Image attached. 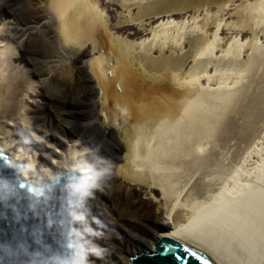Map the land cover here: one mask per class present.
Returning a JSON list of instances; mask_svg holds the SVG:
<instances>
[{
	"label": "bare ground",
	"instance_id": "1",
	"mask_svg": "<svg viewBox=\"0 0 264 264\" xmlns=\"http://www.w3.org/2000/svg\"><path fill=\"white\" fill-rule=\"evenodd\" d=\"M98 1L35 0L46 9L40 17L19 23L13 16L6 24L19 47L11 59L20 65L4 69L0 61V152L12 163H22L19 175L31 184L40 186L57 173L73 170L76 184L85 185L76 191L73 208V241L78 245L74 264H130L131 256L154 251L155 242L173 232L174 214L163 211L160 195L189 148L186 134L210 120L207 111L216 95L193 87L207 66L208 57L203 56L210 52L204 34L188 36V50L181 55L176 54L172 36L141 45L135 57L144 69L134 68L129 59L132 45L124 39L114 42L103 5L109 9L118 3L129 14L136 6L131 18L120 13L115 26L124 32L129 23L147 20L137 23L135 34H140L155 19L188 8L199 11L214 0ZM43 29L49 36L37 47L41 55L21 57L29 39ZM190 58L194 64L181 76ZM45 107L51 122L64 124L53 141L46 137L51 125L44 121L38 126L31 115L33 109ZM75 119H82L85 131L96 128L88 135L70 130L60 141ZM99 120L105 129L97 128ZM106 123L122 126L125 147L118 146V134ZM15 130L29 133V140L47 152L42 163L36 161V151L20 148Z\"/></svg>",
	"mask_w": 264,
	"mask_h": 264
},
{
	"label": "rangeland",
	"instance_id": "2",
	"mask_svg": "<svg viewBox=\"0 0 264 264\" xmlns=\"http://www.w3.org/2000/svg\"><path fill=\"white\" fill-rule=\"evenodd\" d=\"M103 7L114 42L124 39L131 43L129 59L134 68H143L136 63L135 57L141 45L150 41L154 44L168 35L174 37L172 45L176 54L181 55L188 50V36L197 32L204 34L207 39L206 52L210 51V54L203 56L208 57L207 66L193 87L215 94V103L212 102V107L209 105L207 111L211 115L210 120L208 116V121H201L203 124L199 122L196 129L186 134L189 148L177 160L178 170L169 179L172 182L169 184L166 181L169 188H165V195H160L161 206L165 213L190 211L225 221L243 231L264 249V0L210 1L199 11L188 8L155 19L140 34H135L139 30L137 23L144 24L147 20L129 23V28L124 32L117 31L115 26L121 18L120 13L131 18L136 6L130 8V14L118 3L109 9ZM45 10L44 5H39L35 0H0V27L1 24L5 26L0 28V45L7 44L5 49L3 45L0 48L2 68L13 70L15 65H20L11 59L19 47L15 35L12 32L11 35L6 28L7 23L14 20L13 16L16 17L14 21L19 23L36 20ZM48 36V29L33 35L20 56L24 59L40 56L41 50L37 47ZM153 54L157 53L153 51ZM193 64V60L188 59L180 69L181 76L186 75ZM88 77L95 84L93 76L88 74ZM149 77L145 79L150 81ZM34 80L37 82L36 78ZM211 108L218 110L212 111ZM47 110L46 107L35 108L31 115L38 119V126L44 121L51 125L53 131L50 127H44L50 131L46 137L53 141L62 134L64 124L57 125L54 119L51 122L52 117ZM74 121V124L67 125L68 132L64 131L65 136L62 135L60 141L71 133L70 130L88 135L96 128L85 131L81 129L82 119ZM98 122V129L106 128L101 120ZM106 126L112 133L118 134V146L121 149L125 147L122 126L107 123ZM23 131H14L15 141L27 152L33 154L36 151V161L42 163L48 156L47 152L34 140H29V133ZM51 132H54L53 135ZM121 242L120 239V243H115V251L120 249Z\"/></svg>",
	"mask_w": 264,
	"mask_h": 264
},
{
	"label": "water",
	"instance_id": "3",
	"mask_svg": "<svg viewBox=\"0 0 264 264\" xmlns=\"http://www.w3.org/2000/svg\"><path fill=\"white\" fill-rule=\"evenodd\" d=\"M22 166L0 152V264H74L77 174L57 173L36 187L20 177ZM171 223L173 232L130 264H264V249L225 221L181 211Z\"/></svg>",
	"mask_w": 264,
	"mask_h": 264
},
{
	"label": "clouds",
	"instance_id": "4",
	"mask_svg": "<svg viewBox=\"0 0 264 264\" xmlns=\"http://www.w3.org/2000/svg\"><path fill=\"white\" fill-rule=\"evenodd\" d=\"M73 187L76 189V190H83L85 188V185L84 184H76V185H73Z\"/></svg>",
	"mask_w": 264,
	"mask_h": 264
}]
</instances>
